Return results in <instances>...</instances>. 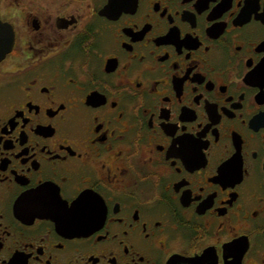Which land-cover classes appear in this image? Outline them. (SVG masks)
<instances>
[{
    "label": "flooded vegetation",
    "instance_id": "flooded-vegetation-1",
    "mask_svg": "<svg viewBox=\"0 0 264 264\" xmlns=\"http://www.w3.org/2000/svg\"><path fill=\"white\" fill-rule=\"evenodd\" d=\"M0 20V264H264V0Z\"/></svg>",
    "mask_w": 264,
    "mask_h": 264
},
{
    "label": "water",
    "instance_id": "water-1",
    "mask_svg": "<svg viewBox=\"0 0 264 264\" xmlns=\"http://www.w3.org/2000/svg\"><path fill=\"white\" fill-rule=\"evenodd\" d=\"M13 32L8 25L0 20V60L11 49Z\"/></svg>",
    "mask_w": 264,
    "mask_h": 264
}]
</instances>
